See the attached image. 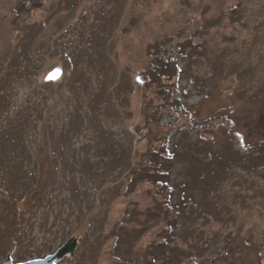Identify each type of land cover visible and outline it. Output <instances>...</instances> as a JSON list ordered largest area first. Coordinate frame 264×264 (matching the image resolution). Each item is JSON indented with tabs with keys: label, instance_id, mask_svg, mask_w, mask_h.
<instances>
[{
	"label": "rangeland",
	"instance_id": "obj_1",
	"mask_svg": "<svg viewBox=\"0 0 264 264\" xmlns=\"http://www.w3.org/2000/svg\"><path fill=\"white\" fill-rule=\"evenodd\" d=\"M6 111L0 264H264V0H0Z\"/></svg>",
	"mask_w": 264,
	"mask_h": 264
},
{
	"label": "trees",
	"instance_id": "obj_2",
	"mask_svg": "<svg viewBox=\"0 0 264 264\" xmlns=\"http://www.w3.org/2000/svg\"><path fill=\"white\" fill-rule=\"evenodd\" d=\"M8 111L0 114V120H2V123H4V125L0 124V176L3 175L4 172L9 171L10 182L16 183V181H20L23 177H25L23 181V185H24L23 188L24 189L33 188L34 184L32 183L35 180V177L34 175H32L33 171L27 170L28 167L23 166L24 159L26 158L28 159V155L26 156L27 153L26 154L24 153L25 149L23 148V145L21 146L20 144H18L19 143L18 137L20 135L19 128L23 124V123L20 124V122L27 121L26 123H29V125H31L35 117L31 116L29 118L27 116L25 118L21 114L22 112L19 111L17 112V117L14 118L8 114ZM18 113H19V116H18ZM29 136L31 137V135ZM159 150H160L159 148H156L155 153L160 154L161 151ZM7 182L8 184H10L9 181ZM31 191H34V189L30 190L29 192ZM34 192H36V190ZM26 193L27 192H25V194ZM14 197L16 198L17 195H15ZM33 200H36V197H33ZM167 206L168 207H165V209L169 211V213L165 211V214H164V211H163L162 216H164L163 218H167V221H169L173 219L171 217L175 215L173 211L175 210V208L172 205H171L172 207H169V205ZM167 213L168 215H166ZM37 258H41V257L37 256L36 258L33 257L28 260H34Z\"/></svg>",
	"mask_w": 264,
	"mask_h": 264
},
{
	"label": "water",
	"instance_id": "obj_3",
	"mask_svg": "<svg viewBox=\"0 0 264 264\" xmlns=\"http://www.w3.org/2000/svg\"><path fill=\"white\" fill-rule=\"evenodd\" d=\"M140 77L143 80L144 78L143 74H141ZM73 247L74 244L68 242L62 250H59L53 255H49L43 259L32 260L21 264H56V261L59 259V257H61L65 252H67V250L68 251L71 250ZM1 264H13V262L10 258H8L6 261L2 262Z\"/></svg>",
	"mask_w": 264,
	"mask_h": 264
}]
</instances>
